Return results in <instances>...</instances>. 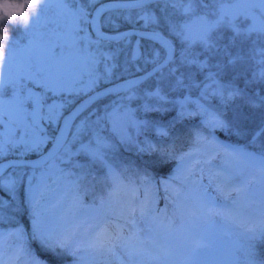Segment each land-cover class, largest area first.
I'll return each mask as SVG.
<instances>
[{"label": "snow or ice", "instance_id": "1", "mask_svg": "<svg viewBox=\"0 0 264 264\" xmlns=\"http://www.w3.org/2000/svg\"><path fill=\"white\" fill-rule=\"evenodd\" d=\"M49 2L39 0L24 25L9 26L0 52V128L5 125L6 116L15 125V132L7 141L0 134V164L16 149L14 154L20 159L9 161L4 167L33 170L31 175L22 171L19 177L5 184L3 167H0V192L7 193L14 201L19 200L23 185V200L16 211H27L32 228L30 235L25 234L27 238L57 259L71 257V264H81L82 251L91 254V264H201V250L205 245L197 242L178 254L177 249L183 245L170 237L177 221L183 223L199 218L205 211L211 216L215 200L208 189L212 188L217 199L229 200L235 194L233 204H238L241 198L248 199L250 207L259 204L256 222L232 219V231L227 234V264H264V144L260 145L259 152L237 147L225 153L234 166L216 173L209 169L208 187L191 178L196 169L203 176L202 165H210L215 156L198 158L184 177L190 185L187 194H173L171 215L167 208L160 212L153 207V194L147 192L153 178L146 171L138 182L129 181L122 189V182L112 179V165L108 161L117 143L130 144L133 133L139 135L150 123L137 119L138 112L161 111L160 107L141 103V100L175 104L169 100L167 92L183 89L200 92L196 101L190 96L184 97L185 103H196L198 107L200 100L207 99L218 100L225 108L235 104L232 122L214 116L208 127L237 138L248 136L243 124L250 113L243 109L264 110V89L251 93L247 90L252 84L264 85V47L253 48V52H259L256 60L259 70L253 72L251 79L245 75V87L240 88L235 81L243 73L234 72L227 82L222 78L228 68L242 65L250 57L240 53L233 55L228 46L213 43L211 33L226 23L234 32L230 43H235L236 37L248 39L254 33L258 39H264V0H244L248 7L238 14L251 17L253 23L243 33L231 24L232 4L224 0H163V9L159 7L160 0H57L62 6L61 14L71 23L49 21L55 28L37 36L34 29L40 24ZM77 4L84 6L75 7ZM213 4L219 7L215 23H210L197 10ZM168 6H172V12ZM175 14L188 19L178 23L173 19ZM105 28L110 31L105 32ZM17 29L19 34L14 36ZM173 38H179L178 42ZM194 48L201 51L194 52ZM20 52L26 54L19 61L15 77L6 78L5 70L11 68ZM220 55L227 59L217 60L215 64L210 62L213 56ZM109 96L114 99L104 105L102 114L92 108ZM6 106L13 109L11 114L5 111ZM86 111L88 118L81 119ZM182 118L181 110L177 119ZM49 128L52 133L48 132ZM105 130L110 133L108 137L102 135ZM86 133L90 137L87 144L82 140ZM261 136H264V111L249 144L255 145ZM201 142L199 137L193 140L188 156L199 152L196 146ZM30 155L37 159H23ZM80 156L85 158V163L75 159ZM92 165L107 170L105 179L110 188L99 204L84 205L80 193L85 174L83 171L74 173L69 168L83 170ZM248 165L256 171L255 182L259 184L256 191L252 190V180L243 179L249 171ZM40 168L46 171L41 172L40 183L34 188L35 170ZM73 176L75 179H70ZM53 177L56 178L53 183L69 181L73 199L63 215L45 223L37 212L36 192L38 188L47 189V181ZM169 181L162 183L166 194L170 191ZM237 183L240 186H236ZM4 204L0 196V210ZM163 221H167V227L162 231L159 225ZM28 255L29 264H49L35 252L29 251ZM0 264H5L2 258Z\"/></svg>", "mask_w": 264, "mask_h": 264}, {"label": "rangeland", "instance_id": "2", "mask_svg": "<svg viewBox=\"0 0 264 264\" xmlns=\"http://www.w3.org/2000/svg\"><path fill=\"white\" fill-rule=\"evenodd\" d=\"M225 3H231L232 4V15L233 18L231 20V24L241 30L243 33L246 31L248 27L251 26L253 23V20L251 17L245 18V16L240 15L238 13L244 12V10L248 7L246 3H244V0H224ZM80 7L84 6L79 4ZM61 5L57 2V0H50L48 5L44 8L43 14L41 17L40 24L36 26L34 29V32L38 36L39 33L45 32L49 28H55V24H49V21H57L59 20L61 23L68 25L71 23L70 19H66L61 14ZM76 7V5H75ZM154 7V6H153ZM161 9H163L165 6H159ZM169 7V12H172V6ZM219 7V4H213L212 7L200 10L198 9V14L205 15L207 20L210 23H215L216 19V9ZM173 19L176 20L178 23H183L185 20L188 19L187 16L175 14L173 15ZM127 26V25H126ZM197 28L200 27L199 24L196 25ZM107 29V28H105ZM123 30V29H121ZM110 29H107L105 32H109ZM19 30L13 32V35H18ZM234 36V32L232 27L228 26L226 23L221 25L220 27H217L213 30L211 33V39L213 43L219 44L220 46H228V50L233 54L240 53L244 55L245 57H250V59H246V61L241 65L238 64L235 68H228L226 70V75L223 76V81L227 82L234 72H241L244 75H241L240 79L236 80L235 83L241 87L244 85V79L245 75L248 79L252 78V74L255 71L259 70V66L256 63V60L259 58V52H253V48L260 49L261 47H264V39H258L257 35L254 33L252 34L248 39H244L243 36L236 37L235 43H230V39ZM177 42L179 38H173ZM194 52H200L201 49L194 48ZM26 53L20 52L16 54V57L13 60V64L10 69L5 70V77L6 78H14L16 75V70L19 65L20 59L25 55ZM202 58V57H201ZM227 58L223 55L220 56H213L211 58V63L215 64L217 60H226ZM212 71H215V68L211 69ZM252 87H256L257 84L250 85ZM143 87H148V85H144ZM261 89H264L261 88ZM168 98L170 101H175L176 103H160L155 99L152 100H141V103H147L151 106L155 107H164L168 105V108H172V111H175V114L172 115L173 118L170 120L172 122L176 119L178 112L181 111V108L184 110V108L188 109L187 104L184 102L185 96H190L192 101H196L199 96L200 92L198 90H191L188 91L187 89H183L179 92H167ZM114 97H107L104 99L99 100L96 104L92 106L93 109H95L98 113H103V107L104 105H107L110 103L111 100H113ZM191 103V102H189ZM194 104L197 109L201 108L202 111L198 112V117L194 118V120H191L188 123L194 124V126L199 127V129H202L201 123H203V115L210 116L212 119H214V116H219L220 119L231 122L234 119V113L232 114V117H229L228 115H221V108L222 106L219 104L218 100H200L199 104L200 107L197 106L196 103ZM187 106V107H186ZM206 110V111H205ZM5 111L9 114L13 112V109L11 107L6 106ZM196 111V110H193ZM261 111L264 110H257L255 112H252L251 109H248L245 111L246 113H250L249 119L244 122L243 127L247 129L248 136L237 138V136L233 135L234 139L229 140V136L232 134H227L224 131L219 130L218 136L215 137V141L222 142L225 145H227L230 150L232 151L233 148H243L246 151L249 152H259L260 145L264 144V136H261L255 145L249 144V140L252 131H254L260 122L261 119ZM159 112V111H157ZM161 112H164L163 109ZM202 112V115L200 114ZM169 113V111H168ZM89 112L86 111L82 113L81 119L88 118ZM137 119L140 120H148L150 123L147 125L146 128L143 130H147L148 132H151L156 127H161L162 121H159V119H156L155 117L151 116L150 114H145L143 111L138 112L136 114ZM8 121L11 122V120L8 119V117H5ZM14 119V117H13ZM91 119L95 120V116H92ZM165 120H169L165 119ZM12 123V122H11ZM193 128V129H196ZM142 130V131H143ZM140 132V134L142 133ZM49 133H52V129H48ZM197 132V131H192ZM211 133V131H210ZM102 135L105 137H108L110 133L105 130ZM13 134L7 135L6 140L7 141L10 137H12ZM18 136V134H17ZM196 136V135H195ZM212 136V133H211ZM90 137L86 133L83 137V143L87 144ZM239 139V141H238ZM243 139V141H242ZM247 140V142L245 141ZM167 140H161V138L156 139L154 138H147L146 136L140 137L139 135H136L133 133L132 135V142L128 145H120L117 143V148L115 151H112L108 155V161L111 162L112 165V179H116L118 174L123 172L122 170L125 169V167L135 166L133 159L128 155V152H139V149L143 148L144 150L155 145L159 144L160 142H166ZM116 142V141H113ZM16 149H12L13 154H8L6 157H18L14 153L16 152ZM183 157V159H181ZM191 158L190 156H179L174 157L172 159V163L169 164L166 175L168 177H172L173 179L176 178V181L178 185L180 186L179 192H182L184 194H187V191L190 187V185L185 181L184 177L187 175L188 170L193 169L194 164L189 160ZM76 160H78L80 163H85V158L83 156L76 157ZM143 161V160H141ZM242 163V162H241ZM221 166L223 168L225 167H233L234 162L231 160L230 157H227L222 163ZM61 167H68L66 165H61ZM247 168L249 169L248 172L245 173V176L243 179H246L249 175L250 169L252 168L251 165H248ZM74 173H80L83 171L84 178L82 179L81 183L83 185L80 196L82 198L84 205H92V204H99V201L102 197H104L103 194L99 195L102 192V189L100 188V184L103 182L107 186V181L105 179L106 176V169L101 168L99 165H92L90 167H86L85 169H70ZM197 170V169H196ZM22 171H26L27 175L32 174V169H22V168H6L3 171V182L5 184L10 183V181L16 179L20 176ZM45 168H40L35 170L36 174V180L33 181V187L36 188L37 185L40 183V174L41 172H45ZM70 179H75V176L71 177ZM198 183H202L205 187H208V179L207 175L203 173V176L198 175L197 171H195V175L191 178ZM253 179V178H252ZM257 179V178H256ZM53 180H56L55 177L52 178V180L47 181V189L44 188H38L36 192V200L38 202L37 204V212L40 215V218L42 221L47 223L48 221L59 217L63 215V213L71 206L72 199H73V193L71 191V185L69 181L67 180H58L56 183H53ZM256 180L253 181V183ZM27 182L25 178V183ZM252 183V190L256 191L259 188L258 183ZM23 185H21V195L19 200H13L10 195H8L5 192H0V196H2L5 200V204L3 205L2 210H0V258L3 259L5 264H17L19 262L23 264H29V251L33 252L32 246H39L35 241H32V244H26L27 247H30L29 249L27 247H19V236H23L20 234V231L22 228V222H24V218L28 216L27 211L24 212H17V207L22 203L23 200ZM84 189L87 191L85 192ZM209 192L213 195L215 203L214 205L220 207V212L212 210L211 216L207 213V211L203 212L199 218H194L191 220H187L183 223L179 222L180 229H174L176 232L172 233V236L170 239H173L175 241H178L183 247L177 249L178 254H183L188 249H190L195 243L199 242L200 244L205 245L201 250V256L200 261L201 264H227L228 260V246H229V236L227 235L232 231V225L231 221L233 218L237 219H244L246 217H250L253 219V221H256L258 218L259 213L257 212V209L259 208L258 202L250 207L251 202L246 198H241L238 204H233L232 200L235 199V197L222 201L221 198H216V194L213 191L212 188L208 189ZM174 205V204H173ZM172 205V207H174ZM250 207V208H249ZM81 213L83 214V209L81 210ZM216 213H219L220 215H216ZM21 216L23 217L21 219ZM221 217V218H220ZM29 218V216H28ZM27 218V219H28ZM250 221V220H249ZM28 225L31 227L30 219H28ZM167 226V225H166ZM166 226H164L166 228ZM32 231V228L29 229ZM162 231L164 229H161ZM9 237L13 238L12 243L8 241ZM235 239V237H233ZM9 242V244H8ZM12 244V245H11ZM32 245V246H31ZM17 258L18 261H14L13 259ZM70 258V257H69ZM79 260L81 261V264H91L92 262V256L87 251H82L79 256ZM14 261V263H13Z\"/></svg>", "mask_w": 264, "mask_h": 264}, {"label": "trees", "instance_id": "3", "mask_svg": "<svg viewBox=\"0 0 264 264\" xmlns=\"http://www.w3.org/2000/svg\"><path fill=\"white\" fill-rule=\"evenodd\" d=\"M124 27L126 28L128 26L124 25ZM244 87L245 85L241 86L240 88H244ZM263 87L264 85L257 84L256 87L249 86L247 90L251 93L252 91L259 90ZM236 103H239V101H237ZM187 106L186 107L188 109L184 108L183 110L181 108V110L183 111V118L177 119L176 117V119L173 120L172 122H170V120L173 118L172 115L175 114V111H172V108H168V105L161 107V111L162 109H167L166 111L163 110L164 112L151 111L147 113L155 117L156 119H159V121H162L161 127H156L151 132H148L147 130H143L142 133L139 134V138L144 137V136H146L147 138L156 137V139L161 138V140H167V141L160 142L159 144H155L145 149L143 152L141 151L128 152L129 153L128 155H130V157L133 159L135 166L133 165L127 168L125 167V169L122 170L123 172L122 173L120 172L117 178L114 179L115 181L122 182L121 188L123 189L124 184H126L129 181L135 180L138 182L140 178L142 177V174L146 171L153 178V183L149 185L147 188V192H150L153 194V207L155 209H158L160 212H164L165 209L167 208V212L169 215H171V212L173 209L172 205L175 199L173 194L176 192H179V189H180V186L178 185L176 178L175 179L172 178L169 181L170 177L166 175V170L169 164L172 163V159L176 157L177 155L178 157L182 155L187 156L189 151L193 149V140L197 137L201 138L202 142L198 146H196L199 148V152L196 153L191 158H189V160H191V162L195 165L196 160L198 158L203 160V159H207L209 156H215V158L211 160L210 165H202L205 169L204 174L207 175V179H208L209 169H211L213 173L221 171L223 169V167L221 166V163L228 157L225 153L231 152L229 147L227 148L221 147V145H225L222 142L213 143L211 145L207 143V141H215L214 136L216 138L220 137L218 136L220 135L219 130H214L211 127H208L209 122L212 121L213 119L207 115H203L204 122L201 123L203 127L202 129H199V127L196 128V126H194L193 123L192 124L188 123V121L190 122L191 120H194V118L198 117L197 111L200 112L202 110L201 108L197 109V107L192 103H188ZM152 107H155V106H152ZM193 110H196V111H193ZM243 110L247 111L248 108L245 107ZM235 111H236V106L235 104H233V105L228 106L227 108L222 106L220 112H221V115L224 114V115H228L229 117H232V114ZM200 114L202 115V112ZM168 118H169L168 121L165 120ZM229 122H231V120H229ZM157 128H159V133L157 132ZM193 128H196V129H193ZM192 131H197V132H192ZM210 131L212 133V136H211ZM163 133H166V134H163ZM228 138L229 140L234 139L233 135L229 136ZM247 140L245 139L246 142ZM154 148L156 150H153ZM163 153H168V155L164 156L162 155ZM30 156H33V155H30ZM196 171H197V174L200 175L199 169H197ZM249 175L250 176H248L246 179L252 180V181L256 180L257 178L256 171L253 168L250 169ZM164 181H169L167 186L170 191L168 194L165 193L164 187L162 186V183ZM104 185L105 184L103 182L100 184V188L102 189V192L99 195L101 194H103L104 196L107 195L110 185L109 183H107L106 187H104ZM137 186H139L138 183H137ZM236 186H240L239 183H237ZM234 197H235V194L233 195V198ZM221 200L225 201L223 198H221ZM212 210L220 212V207L213 204ZM22 218L23 217L21 216V219ZM27 218L28 216L24 218L25 220L24 222H22L23 229H21L20 234L23 235L24 233V235L19 236V242H20L19 247L20 248L27 247L28 245L26 244H32V241L27 238V235L31 234V231L29 230L31 227L28 225L29 218L28 219ZM245 220L247 221L250 220L249 222L251 223L256 222V221H253V219L250 217H246ZM166 225H167V221H163L159 225V227L161 229H165L164 226ZM180 228L181 227L179 225V222L177 221L174 226V229L178 230ZM174 232H176V230H174ZM8 241L12 243L13 238L9 237ZM32 247H33V252H35V254L39 256L41 259L47 260L49 264H71V257L69 258L68 256H65L62 258V260H60L52 256L51 254L42 251L41 248H39L36 245ZM27 248L29 249L30 247H27ZM13 260L18 261L17 258H14ZM17 264H19V262ZM20 264H23V263H20Z\"/></svg>", "mask_w": 264, "mask_h": 264}, {"label": "clouds", "instance_id": "4", "mask_svg": "<svg viewBox=\"0 0 264 264\" xmlns=\"http://www.w3.org/2000/svg\"><path fill=\"white\" fill-rule=\"evenodd\" d=\"M38 3L39 0H0V52L7 39L9 26L24 25Z\"/></svg>", "mask_w": 264, "mask_h": 264}, {"label": "water", "instance_id": "5", "mask_svg": "<svg viewBox=\"0 0 264 264\" xmlns=\"http://www.w3.org/2000/svg\"><path fill=\"white\" fill-rule=\"evenodd\" d=\"M98 6V5H96ZM106 85H102L101 87H105ZM77 104L80 103L79 100L76 101ZM73 107H75V105H73ZM5 125L4 127H2V129H0V134L3 135V137H5V134H14L15 132V126L8 122L6 119H5ZM50 146V145H49ZM20 158L19 157H7V158H4L3 159V163L0 164V167H3V171L8 168V167H4L5 164H7L9 161H18ZM23 159H26V160H35L37 159V157L34 155L32 157H24Z\"/></svg>", "mask_w": 264, "mask_h": 264}, {"label": "flooded vegetation", "instance_id": "6", "mask_svg": "<svg viewBox=\"0 0 264 264\" xmlns=\"http://www.w3.org/2000/svg\"><path fill=\"white\" fill-rule=\"evenodd\" d=\"M153 6L155 7L156 5H153ZM159 6H162V7L165 6L163 0H160ZM104 30H107V29H104Z\"/></svg>", "mask_w": 264, "mask_h": 264}]
</instances>
